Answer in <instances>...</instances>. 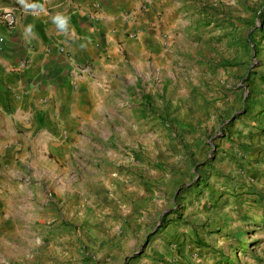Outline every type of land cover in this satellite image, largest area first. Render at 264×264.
Wrapping results in <instances>:
<instances>
[{
  "label": "rangeland",
  "instance_id": "rangeland-1",
  "mask_svg": "<svg viewBox=\"0 0 264 264\" xmlns=\"http://www.w3.org/2000/svg\"><path fill=\"white\" fill-rule=\"evenodd\" d=\"M203 6L202 47L220 70L180 69L208 77L189 96L175 95L188 83L171 94L163 82L154 94L135 90L121 119L107 117L102 145L72 150L63 197L44 187L45 211L80 234L68 246L75 258L60 254L52 215L16 264H264V0ZM184 34L176 52L186 62L197 44ZM141 99L144 117L130 109Z\"/></svg>",
  "mask_w": 264,
  "mask_h": 264
},
{
  "label": "crops",
  "instance_id": "crops-1",
  "mask_svg": "<svg viewBox=\"0 0 264 264\" xmlns=\"http://www.w3.org/2000/svg\"><path fill=\"white\" fill-rule=\"evenodd\" d=\"M208 2L0 0V9L16 16L13 28H0L6 38L0 49V256L15 262L27 255L34 230L53 215L62 232L52 234L66 246L60 254L75 258L68 246L70 240L78 245L80 234L56 221L58 211H45V185L63 197L72 150L90 152L91 139L102 145L107 117L121 119L119 108L135 90L154 94L153 84L163 82L171 94L174 86L195 87L208 78L183 76L180 69L220 70V59L210 62L202 47L210 35L196 20ZM184 33L197 44L187 48L186 62L176 52ZM192 85L175 95H192ZM143 101L130 109L144 117ZM107 151L112 159L114 149Z\"/></svg>",
  "mask_w": 264,
  "mask_h": 264
},
{
  "label": "built area",
  "instance_id": "built-area-1",
  "mask_svg": "<svg viewBox=\"0 0 264 264\" xmlns=\"http://www.w3.org/2000/svg\"><path fill=\"white\" fill-rule=\"evenodd\" d=\"M16 24V16L12 9L2 10L0 9V28H13ZM5 36L0 32V49L5 43ZM90 66V65H89Z\"/></svg>",
  "mask_w": 264,
  "mask_h": 264
},
{
  "label": "trees",
  "instance_id": "trees-1",
  "mask_svg": "<svg viewBox=\"0 0 264 264\" xmlns=\"http://www.w3.org/2000/svg\"><path fill=\"white\" fill-rule=\"evenodd\" d=\"M201 183H204V181H201Z\"/></svg>",
  "mask_w": 264,
  "mask_h": 264
}]
</instances>
